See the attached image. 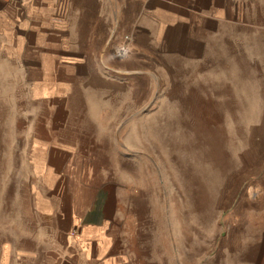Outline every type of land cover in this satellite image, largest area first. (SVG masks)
Instances as JSON below:
<instances>
[{
	"label": "rangeland",
	"instance_id": "obj_1",
	"mask_svg": "<svg viewBox=\"0 0 264 264\" xmlns=\"http://www.w3.org/2000/svg\"><path fill=\"white\" fill-rule=\"evenodd\" d=\"M215 1L193 51L141 56L122 35L118 60L140 66L119 73L116 115L94 119L112 131L105 187L150 227L154 264H264V0ZM14 72L4 85L0 70V264H53L60 231L38 212L27 143L36 101Z\"/></svg>",
	"mask_w": 264,
	"mask_h": 264
},
{
	"label": "crops",
	"instance_id": "obj_2",
	"mask_svg": "<svg viewBox=\"0 0 264 264\" xmlns=\"http://www.w3.org/2000/svg\"><path fill=\"white\" fill-rule=\"evenodd\" d=\"M215 6V0H0L3 84L10 85L6 71H15L16 82L25 71L36 101L27 143L36 156L38 212L49 229L60 231L53 264L161 261L135 206L120 204L118 193L105 187L112 163L102 151L112 148V131L109 122L96 129L94 119L116 115L119 73L140 64L118 60L122 35H129L131 53L141 56L154 45L193 51L191 33ZM73 100L85 103L81 113L71 110Z\"/></svg>",
	"mask_w": 264,
	"mask_h": 264
},
{
	"label": "built area",
	"instance_id": "obj_3",
	"mask_svg": "<svg viewBox=\"0 0 264 264\" xmlns=\"http://www.w3.org/2000/svg\"><path fill=\"white\" fill-rule=\"evenodd\" d=\"M116 52L119 53V54H125L126 53V47L124 46H117L116 47Z\"/></svg>",
	"mask_w": 264,
	"mask_h": 264
}]
</instances>
